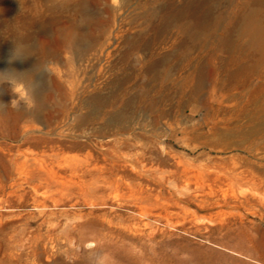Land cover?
<instances>
[{"label": "rangeland", "instance_id": "obj_1", "mask_svg": "<svg viewBox=\"0 0 264 264\" xmlns=\"http://www.w3.org/2000/svg\"><path fill=\"white\" fill-rule=\"evenodd\" d=\"M41 1L0 0L1 46L46 15ZM81 1L41 38L56 54L38 73L58 84L41 120L27 83L0 81V264H264V121L235 111L264 73L247 75L215 33L200 59L172 40L189 20L218 30L234 0ZM77 25L84 52L65 38ZM19 148L65 160L53 180L16 167ZM88 163L103 172L73 173Z\"/></svg>", "mask_w": 264, "mask_h": 264}, {"label": "bare ground", "instance_id": "obj_2", "mask_svg": "<svg viewBox=\"0 0 264 264\" xmlns=\"http://www.w3.org/2000/svg\"><path fill=\"white\" fill-rule=\"evenodd\" d=\"M54 1L42 0L40 2L45 7L44 13L46 15H40L38 19L31 22V27H19L20 29H16L17 26L14 28V24L11 25L12 29H10V32L13 36V42L9 46L6 45V47L0 45V81L11 80L15 86L21 85L22 82L28 84L30 94L36 103V107L30 110L29 114L36 120H41V116L46 111L48 99L58 91V84L55 81L45 79L38 73L39 69L47 65L43 58L53 57L56 54L44 46L45 44L41 42V38L53 37L54 25L57 21H60L58 13L63 10L75 11V8L79 12L84 11L81 0H61L58 3ZM30 7L31 9H37L35 4L30 5ZM227 7L224 22L218 30L199 32L193 26L196 22L189 20L178 24L172 40L176 41L184 37L190 39L191 45L186 47V52H190L193 58L200 59L201 50L194 51V45L215 33L216 42L220 47L219 50L225 52L229 60L238 65L241 70H245L247 75L264 73V0H234ZM221 17L219 15L216 18L218 20ZM86 32L83 25L73 26L71 30L67 31L65 38L70 40V43L75 46L78 42H81L83 44L81 46L82 51L84 52L89 47L88 43L84 44L86 42L85 38L87 39ZM31 55H37L38 59L31 60ZM188 76H190V73ZM203 86L205 85L200 82L198 87L204 89L205 87ZM7 102H10L9 96H0L1 125L7 121V116L3 109V105H6ZM250 105L253 106V113L264 121V87L251 92L249 98L244 103L238 104L235 111L240 112ZM210 109L212 112L215 111L214 108L210 107ZM23 115V109L16 110L13 115L14 124H18ZM91 115L93 114L88 112L85 116H82L77 123L78 127L86 126L90 121L93 122L92 119L95 120L97 118H92ZM45 117L44 119L48 124L51 121V116L45 114ZM61 155L60 151L50 154H39L19 148L12 157L11 162L20 169L46 174L54 180V167H62L65 160ZM49 165H51L50 168ZM103 170V166L88 163L80 169L73 168L72 171L74 174H78L80 179H85L88 176L100 175Z\"/></svg>", "mask_w": 264, "mask_h": 264}]
</instances>
